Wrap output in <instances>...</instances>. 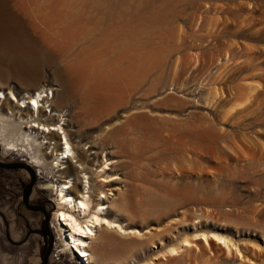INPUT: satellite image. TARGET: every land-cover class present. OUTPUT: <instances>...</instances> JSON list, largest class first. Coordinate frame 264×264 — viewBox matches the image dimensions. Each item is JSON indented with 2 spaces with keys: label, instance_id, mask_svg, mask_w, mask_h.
I'll list each match as a JSON object with an SVG mask.
<instances>
[{
  "label": "rangeland",
  "instance_id": "rangeland-1",
  "mask_svg": "<svg viewBox=\"0 0 264 264\" xmlns=\"http://www.w3.org/2000/svg\"><path fill=\"white\" fill-rule=\"evenodd\" d=\"M42 86L60 88L80 147L107 136L89 164L125 231L98 229V264H264V0H0V90ZM23 149L0 158L33 165ZM33 168L47 264H81L56 221L63 175ZM30 179L0 170V264H41Z\"/></svg>",
  "mask_w": 264,
  "mask_h": 264
},
{
  "label": "bare ground",
  "instance_id": "bare-ground-1",
  "mask_svg": "<svg viewBox=\"0 0 264 264\" xmlns=\"http://www.w3.org/2000/svg\"><path fill=\"white\" fill-rule=\"evenodd\" d=\"M29 81H33V78H30ZM59 89L57 86H42V89L40 88L35 93L27 92L26 96H22L21 99L12 89L7 93L0 90V143L2 147L4 145L12 151L22 150V147L25 146L23 150L32 156L34 166L53 169L56 161L58 171L63 175L61 176L63 177L61 180L62 187L57 198L59 208L56 211V221L60 227L61 235L65 238L68 246L76 248V252L80 256L76 258L79 261L85 259L88 264H98L96 255L90 249L92 241L96 239L98 234L97 231H100L98 229L113 228L117 232L125 231L116 222V219L107 218L109 216H107L108 207L112 202H110L109 193L107 194L104 188L103 190L94 187L93 177L96 172L93 166L89 164L99 159L100 152L106 153L104 151L105 146H102L101 150L99 149L98 139L105 140L104 138L107 136L102 135L100 137L101 134H98L94 139L83 143V146L80 147V139H78L77 134L72 133L75 131L74 128H71L70 118L68 120L64 117V111L57 108V97L61 93ZM24 102H28V104L25 105ZM41 104L43 106L49 104L53 108L56 107V110L51 109L50 112H46L47 107L40 108ZM22 115L25 116L22 117ZM16 119H20V122ZM111 119L100 116L98 121L105 123ZM105 131L107 132V130ZM18 140L22 142L19 144V146L21 145L19 148ZM26 145L29 149L26 148ZM35 145L39 151L35 150ZM44 148L47 151H44ZM112 159L107 155L104 156L103 165L97 172L100 175V181L110 182L117 178L112 173L106 172L107 169H111L108 164L114 163ZM69 169L72 173L67 176L66 173ZM224 239L226 237H223L222 240L227 245L228 243ZM175 250L177 248L173 247L170 251Z\"/></svg>",
  "mask_w": 264,
  "mask_h": 264
},
{
  "label": "water",
  "instance_id": "water-1",
  "mask_svg": "<svg viewBox=\"0 0 264 264\" xmlns=\"http://www.w3.org/2000/svg\"><path fill=\"white\" fill-rule=\"evenodd\" d=\"M0 155H1V143H0ZM0 167L5 168V169H25L30 174V178H31L30 181L22 188V203L26 208L33 210V211H40L43 214L40 231L44 235V237H47L48 235L49 240H48L46 249L42 254L41 264H47L49 253L51 251L52 244H53V234L48 225L49 211H47V209L42 205H34V204L29 203L30 192L34 186L35 179H36L35 170L27 162H23V161L8 162V161L2 160L1 158H0ZM31 232H34V230L29 228V233Z\"/></svg>",
  "mask_w": 264,
  "mask_h": 264
},
{
  "label": "built area",
  "instance_id": "built-area-1",
  "mask_svg": "<svg viewBox=\"0 0 264 264\" xmlns=\"http://www.w3.org/2000/svg\"><path fill=\"white\" fill-rule=\"evenodd\" d=\"M80 263L81 264H88L85 259H83L82 261L80 260Z\"/></svg>",
  "mask_w": 264,
  "mask_h": 264
},
{
  "label": "crops",
  "instance_id": "crops-1",
  "mask_svg": "<svg viewBox=\"0 0 264 264\" xmlns=\"http://www.w3.org/2000/svg\"><path fill=\"white\" fill-rule=\"evenodd\" d=\"M0 170H7V169L0 167Z\"/></svg>",
  "mask_w": 264,
  "mask_h": 264
}]
</instances>
